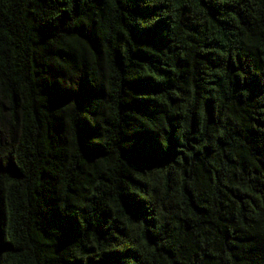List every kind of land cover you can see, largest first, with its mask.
<instances>
[{
  "label": "trees",
  "instance_id": "1",
  "mask_svg": "<svg viewBox=\"0 0 264 264\" xmlns=\"http://www.w3.org/2000/svg\"><path fill=\"white\" fill-rule=\"evenodd\" d=\"M0 264H264V0H0Z\"/></svg>",
  "mask_w": 264,
  "mask_h": 264
}]
</instances>
